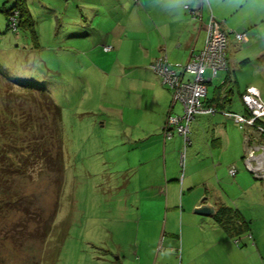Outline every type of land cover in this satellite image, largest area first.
I'll return each instance as SVG.
<instances>
[{
    "label": "rangeland",
    "instance_id": "rangeland-1",
    "mask_svg": "<svg viewBox=\"0 0 264 264\" xmlns=\"http://www.w3.org/2000/svg\"><path fill=\"white\" fill-rule=\"evenodd\" d=\"M15 2L0 0V264H139L143 248L164 242L166 236L180 240L184 230L186 240H193L191 235L198 240L209 238L210 223L216 222L195 214L187 193L184 204L182 196H168L165 181L164 198H147V170L139 163L142 150L131 140H136L139 127L154 128L151 114L162 111L159 105L154 108L144 98L139 100L136 96L144 90L130 88L128 78L123 80L114 72L113 64L117 72H127L131 58L119 62L117 56L107 55L112 61L99 63L95 55L82 51L83 40L73 35L75 22L91 13L77 0H27L35 39L18 25V34L7 30L4 10ZM236 49L229 46L227 54L231 78L235 75L239 80L238 87L230 86L232 109L238 111L236 105L243 106L239 88L247 84L257 86L264 102V70L257 62L234 68L230 57L236 56ZM214 83L208 87L209 94ZM41 91L62 112L64 167L62 172L50 169L32 177L15 168L21 162L20 150L27 153L23 147L30 145L39 127L47 133L54 128ZM182 112L179 103L174 114ZM140 113L144 117L138 119ZM204 136L202 129L191 134L195 144L176 169L180 188L181 178L207 161ZM171 139L168 146L177 148V138ZM179 142L182 147L184 139ZM256 181L252 194L259 195L258 207L244 208V217L233 221H241L243 233L264 224V173ZM218 186L225 191L224 185ZM225 192L228 204L236 208L240 195ZM250 193L243 194L242 207Z\"/></svg>",
    "mask_w": 264,
    "mask_h": 264
},
{
    "label": "crops",
    "instance_id": "crops-1",
    "mask_svg": "<svg viewBox=\"0 0 264 264\" xmlns=\"http://www.w3.org/2000/svg\"><path fill=\"white\" fill-rule=\"evenodd\" d=\"M77 1L82 8L85 7V10L91 13L83 19L78 18L75 22L77 29L74 33L72 31L77 41L83 40L85 43L81 42V45L85 46L82 51L95 55L94 59L99 63L106 60L111 62L107 55L117 56L115 59L119 62L130 57L127 72L121 74L122 69L117 72L116 65L113 64L114 72L123 80L128 78L130 88L147 91L146 95H143L145 93L142 91V95L136 97L139 100L144 98L151 107L159 105L162 111L161 115L157 112L155 115L151 114L156 122L154 128L142 130V127H139L136 140H131L136 148L142 150L139 163L145 165L147 170L148 178L144 181L145 187L143 186L148 192L147 198L152 200L157 196L164 198L163 185L166 181L168 196L173 198L182 196L184 204L187 193L189 200L192 201V208L197 207L200 199L206 196L216 211L214 215L205 216L216 222L210 223L209 238L207 235L205 239H195L189 231L193 240H186L184 230L180 240L167 239L166 236L162 242L163 246L156 241L145 246L142 252L138 250V254L141 252L139 264H264V224L253 231L243 233V230L233 223L234 218L238 217L240 220V217H244L242 211L244 208L258 207L259 195L257 193L253 195L252 190L257 186L256 180L259 177H252L246 170L244 156L249 145L264 147V132L260 133L250 126L242 130L233 119L226 116L227 111L249 116L244 104L236 105L238 111L232 109L234 88L231 85L236 83L238 87L239 80L235 75L231 78L232 68H228L227 71L220 73L217 79L215 78L220 84H216L214 79L212 93H208L205 102L211 103L218 93H221L223 98L228 97L224 101L225 104L219 108L221 112L213 115L197 114L191 124L190 145L185 147L183 144L180 147L179 141L182 137L175 134L176 136L172 138H177L174 142L176 148L174 145L168 146L169 140L164 136V128L168 116L175 113L176 105L179 103L172 104V91L162 84L151 68V64L161 51L167 52L171 62L184 63L193 52L202 50L211 15H214L224 30L245 32L249 38L247 43H239L232 33L229 34L228 47L239 48L235 53L237 57L233 54L230 57L233 67L237 65L238 69L249 65L250 62H257L264 70V0ZM187 4L193 9L199 8L201 17L195 18L188 12L185 9ZM105 46L111 47V50L106 51ZM245 57L248 58L243 59ZM249 86L257 88L255 84H247L242 90L239 88L241 100ZM133 94L135 95V92ZM131 112L127 113V119ZM141 116L144 117V114L140 113L137 118L140 119ZM258 124L264 128V118L259 120ZM199 129L205 133L203 151L207 155V161L198 171L189 172V175L181 178L180 188L179 179L175 177L176 169L187 155L189 147L195 144L191 134H195ZM247 138H251L250 143H247ZM259 156L264 157L263 151H259ZM192 160L193 155H190L189 168L192 166ZM199 161L198 158L197 162ZM232 167L237 170L235 176L230 174ZM217 181L224 185L225 191L231 195L234 193L235 197L240 195V199L235 203L236 208L232 207L233 204H228V193L219 188L220 184ZM248 192H251L250 197L246 198L247 204L242 207L240 201L244 198L243 194ZM248 234L252 235V239L248 238ZM236 239H239V244L235 242ZM243 244L245 247L241 249Z\"/></svg>",
    "mask_w": 264,
    "mask_h": 264
},
{
    "label": "built area",
    "instance_id": "built-area-1",
    "mask_svg": "<svg viewBox=\"0 0 264 264\" xmlns=\"http://www.w3.org/2000/svg\"><path fill=\"white\" fill-rule=\"evenodd\" d=\"M185 9L195 18L201 17L198 9H193L190 5H185ZM18 16L17 10L9 15V25L13 32L18 34ZM233 34L239 43H247L249 38L245 32L226 31L221 23L211 15L207 37L204 48L198 52H193L186 62H171L167 52L161 51L160 55L151 64V68L160 78L163 85L172 91L174 104L180 103L183 109L181 114H170L167 118L164 128L166 139L172 138L175 134L184 139L185 147L190 145L191 124L197 114H216L220 109L214 105L205 102L208 97V87L220 73L229 68L227 48L229 43V34ZM106 51L111 47L105 46ZM242 102L249 112V116H243L235 112H226V116L233 119L244 130L247 126L254 127L258 132L263 133L264 128L258 124V121L264 118V102L260 91L249 86L242 95ZM251 138H247L250 143ZM248 145V144H247ZM259 151L264 147L248 146L244 156L246 169L254 176H263L264 157L259 156ZM237 170L235 167L230 169V174L235 176ZM252 239V235H247ZM235 242L239 244V239Z\"/></svg>",
    "mask_w": 264,
    "mask_h": 264
},
{
    "label": "trees",
    "instance_id": "trees-1",
    "mask_svg": "<svg viewBox=\"0 0 264 264\" xmlns=\"http://www.w3.org/2000/svg\"><path fill=\"white\" fill-rule=\"evenodd\" d=\"M15 10L19 12L18 26L20 27V30L23 31L29 30L31 32V35L35 39L36 32L34 27V21L26 0H16L15 5L13 7L4 10V12L8 17L7 30H11L9 25V15ZM40 94H41L40 96L41 102L46 103L47 112L45 111L44 112L47 114V118L53 121L54 128L47 133L44 132V130L42 131V129L39 127V131L34 133L30 141L26 140V142L29 141L28 143H30V145L23 147L27 149L26 151L27 153L25 154L22 150H20L19 159L21 162L20 165L15 168L16 171L18 170V173L28 174V176H32V177L38 176L44 170H47L49 172L50 169L52 171H54L53 169H57V171L62 172V168L64 167V152H63V141H62V133H61L62 112L60 107L48 94L43 93L42 91ZM216 95L211 100V103H215L214 106L220 108V106H223L225 104L224 101L227 100L228 97L223 98L221 93H218ZM211 103L208 104L211 105ZM28 121L32 122V119H29ZM53 140L54 141L56 140L54 144L52 142ZM11 150L12 152L14 151L13 149ZM18 201L19 199L16 198L15 202ZM6 207H8L7 203H6ZM238 225L239 228L242 229L241 221H239Z\"/></svg>",
    "mask_w": 264,
    "mask_h": 264
},
{
    "label": "water",
    "instance_id": "water-1",
    "mask_svg": "<svg viewBox=\"0 0 264 264\" xmlns=\"http://www.w3.org/2000/svg\"><path fill=\"white\" fill-rule=\"evenodd\" d=\"M194 212L200 216H210L216 213L214 205L211 204L208 197H202L199 205L194 208Z\"/></svg>",
    "mask_w": 264,
    "mask_h": 264
}]
</instances>
